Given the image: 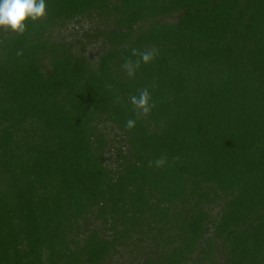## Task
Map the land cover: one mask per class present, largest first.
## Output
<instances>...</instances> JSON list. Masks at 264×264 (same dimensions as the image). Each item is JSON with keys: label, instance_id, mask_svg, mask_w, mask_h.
Returning a JSON list of instances; mask_svg holds the SVG:
<instances>
[{"label": "trees", "instance_id": "16d2710c", "mask_svg": "<svg viewBox=\"0 0 264 264\" xmlns=\"http://www.w3.org/2000/svg\"><path fill=\"white\" fill-rule=\"evenodd\" d=\"M45 3L0 30V264H264V0Z\"/></svg>", "mask_w": 264, "mask_h": 264}, {"label": "clouds", "instance_id": "9594fccd", "mask_svg": "<svg viewBox=\"0 0 264 264\" xmlns=\"http://www.w3.org/2000/svg\"><path fill=\"white\" fill-rule=\"evenodd\" d=\"M47 15V5L45 0H0V30L5 32H13L23 35L26 31V24L29 20L35 22ZM22 51H18L17 55H22ZM132 56L138 57L136 60L126 58L121 65L127 76L134 77L141 63L147 64L152 62L158 55V49L152 48L145 51L132 49ZM110 87V86H109ZM151 95L147 88L138 90V95H132L129 102L135 111V119L129 118L126 123V129L131 130L135 127L138 119L147 116L154 103H150ZM116 103H120V97H116ZM167 163V156L162 155L155 161H149L148 166L160 168Z\"/></svg>", "mask_w": 264, "mask_h": 264}, {"label": "rangeland", "instance_id": "374dc122", "mask_svg": "<svg viewBox=\"0 0 264 264\" xmlns=\"http://www.w3.org/2000/svg\"><path fill=\"white\" fill-rule=\"evenodd\" d=\"M68 31H69V30L64 31V34H67ZM68 38H69V37H68ZM88 50H89V52L91 51V49H88Z\"/></svg>", "mask_w": 264, "mask_h": 264}]
</instances>
